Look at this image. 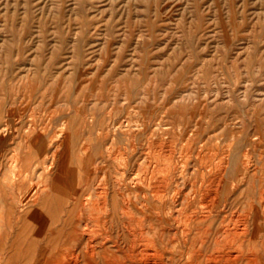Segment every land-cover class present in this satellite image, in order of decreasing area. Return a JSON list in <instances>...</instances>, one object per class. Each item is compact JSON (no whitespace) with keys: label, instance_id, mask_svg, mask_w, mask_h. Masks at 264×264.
<instances>
[{"label":"rangeland","instance_id":"374dc122","mask_svg":"<svg viewBox=\"0 0 264 264\" xmlns=\"http://www.w3.org/2000/svg\"><path fill=\"white\" fill-rule=\"evenodd\" d=\"M263 165L264 0H0V248L114 251L135 231L170 264L217 255ZM226 170L218 211L183 225Z\"/></svg>","mask_w":264,"mask_h":264},{"label":"bare ground","instance_id":"6f19581e","mask_svg":"<svg viewBox=\"0 0 264 264\" xmlns=\"http://www.w3.org/2000/svg\"><path fill=\"white\" fill-rule=\"evenodd\" d=\"M213 91V90H212ZM151 92V91H150ZM244 92V91H243ZM28 96V95H27ZM72 97V96H71ZM111 98V97H110ZM53 101V100H52ZM125 101V100H124ZM94 102V101H93ZM143 102V101H142ZM133 103V102H132ZM225 103V102H224ZM10 107V106H9ZM254 107V106H253ZM37 109V108H36ZM242 111V110H241ZM166 112V111H165ZM52 113V112H51ZM49 118V117H48ZM133 119V118H132ZM134 120V119H133ZM66 121V120H65ZM126 122V121H125ZM178 124V123H177ZM195 124V123H193ZM10 125V124H9ZM13 125V124H12ZM123 125V124H122ZM4 128V127H3ZM4 135V134H3ZM113 137V136H112ZM255 137H257L255 135ZM61 139V138H60ZM191 140V139H190ZM148 141V140H147ZM262 142V141H261ZM51 143V142H50ZM154 143V142H153ZM197 143V142H196ZM161 144V143H160ZM184 144V143H183ZM158 145V144H157ZM166 145V144H165ZM168 145V144H167ZM230 146V145H229ZM55 147V146H54ZM164 149V148H163ZM173 149V147H172ZM144 151V150H143ZM168 151V150H167ZM217 152V151H215ZM247 152V150H246ZM245 152V154H246ZM249 152V150H248ZM247 152V153H248ZM14 153V152H13ZM20 153V152H19ZM114 153V152H113ZM112 153V154H113ZM116 153V152H115ZM139 153V152H138ZM167 153V152H166ZM190 154V152H189ZM217 154V153H216ZM227 154V153H226ZM13 156V155H12ZM121 156V155H120ZM166 156V154H165ZM198 156V155H197ZM214 156V154H213ZM125 157V155H124ZM201 157V156H200ZM199 157V158H200ZM227 157V156H226ZM250 157V156H249ZM114 159V158H112ZM173 159V158H172ZM201 159H203L201 157ZM219 163L222 162L220 161ZM224 159V158H223ZM231 159V158H230ZM234 159V157H233ZM247 159V155H246ZM57 160V159H56ZM117 160V159H116ZM157 160V159H156ZM54 161V160H53ZM114 161V160H112ZM127 161V160H126ZM155 161V160H154ZM200 161V160H199ZM227 161V160H226ZM225 161V163H226ZM232 161V160H231ZM243 161V160H242ZM157 162V161H156ZM205 162V161H204ZM202 160V165H203ZM217 162V161H215ZM245 162V161H244ZM248 162V161H247ZM14 163V161H13ZM115 163V161H114ZM170 163V162H169ZM249 163V162H248ZM166 164V163H165ZM209 164V163H207ZM206 164V165H207ZM214 164V163H213ZM221 164V163H220ZM247 164V163H246ZM245 164V165H246ZM200 165V164H199ZM219 165V164H218ZM227 165V164H226ZM250 166V163L248 164ZM14 166V165H13ZM45 166V165H44ZM153 166V165H151ZM204 166V165H203ZM202 166V167H203ZM216 166V163L215 165ZM229 166V165H228ZM264 166V165H263ZM211 167V166H209ZM220 167V166H219ZM218 167V168H219ZM257 167V166H256ZM208 168V167H207ZM216 168V170L218 169ZM229 168V167H228ZM247 168V167H246ZM260 168V167H259ZM144 169V168H143ZM142 169V170H143ZM157 169V168H156ZM208 168L207 170H210ZM220 169V168H219ZM222 169V168H221ZM220 169V170H221ZM239 169V168H238ZM150 170V169H149ZM232 170V169H231ZM231 170H226L225 173L221 176L220 182L212 181L208 184V187H204V184L201 183L200 186L193 185V189L191 193H194L196 199L201 197V203L204 200H209V209L207 211L206 216H186L183 225L187 227L193 224H200L206 221L213 212H217L218 208L215 206L216 199L218 201V193L224 186L220 183L225 179H229L232 176L234 179V175ZM245 170V169H244ZM249 170V169H248ZM238 171V170H237ZM243 171V170H242ZM247 171V169H246ZM250 171V170H249ZM131 172V171H130ZM211 172V171H210ZM217 172V171H216ZM214 172V173H216ZM219 172V171H218ZM239 173L241 171H238ZM122 173V172H121ZM237 173V174H239ZM244 173V171H243ZM249 173V172H248ZM136 174V173H135ZM261 174V173H260ZM128 175V174H127ZM138 175V174H137ZM203 175V174H202ZM201 175V176H202ZM215 175V174H214ZM248 175V174H247ZM216 176V175H215ZM214 176V177H215ZM243 176V175H242ZM240 176V177H242ZM136 177V176H135ZM239 177V175H238ZM245 177V176H244ZM13 178V177H12ZM259 179V178H258ZM243 181H245L243 179ZM242 181V182H243ZM127 182V181H126ZM179 182V181H178ZM246 182V181H245ZM116 183V182H115ZM118 183V182H117ZM207 183V182H206ZM101 184V183H100ZM156 184V183H155ZM153 184V185H155ZM247 184V183H246ZM102 185V184H101ZM238 185H241L240 179H236L231 183V191L237 192ZM249 185V184H248ZM226 186V185H225ZM264 188V187H263ZM253 189V188H252ZM1 190V189H0ZM184 190V189H183ZM263 190V189H262ZM98 191V190H96ZM163 191V190H162ZM228 191V190H227ZM82 192V191H81ZM159 193V191H157ZM156 192V193H157ZM252 192V191H251ZM99 193V192H98ZM155 193V191H154ZM155 193V194H156ZM174 193V192H173ZM260 193V192H259ZM80 194V193H79ZM100 194V193H99ZM123 194V193H122ZM178 194V193H177ZM181 194V192L179 193ZM185 194V193H184ZM231 194V193H230ZM262 194V193H261ZM260 194V195H261ZM264 194V193H263ZM55 195V194H54ZM101 195V194H100ZM103 195V194H102ZM106 195V194H105ZM185 194L183 200L187 201L188 206L190 203L195 204V199L192 202L190 197L193 195ZM79 196V195H78ZM85 196V195H84ZM157 196V195H156ZM101 197V196H100ZM174 197V196H173ZM230 197V196H229ZM87 198V197H86ZM105 198V197H104ZM103 198V199H104ZM175 198V197H174ZM225 198V197H224ZM234 198V197H233ZM239 198V197H238ZM73 199V198H72ZM83 199V198H82ZM81 199V201H82ZM125 199V198H124ZM180 200V199H179ZM101 201V200H100ZM124 201V200H123ZM122 201V202H123ZM77 204L80 203L76 199ZM177 202V201H176ZM82 203V202H81ZM102 203V202H101ZM105 203V202H104ZM124 203V202H123ZM185 203V204H186ZM84 204V203H83ZM85 205V204H84ZM83 205V207H84ZM96 205V204H95ZM208 205V204H207ZM252 203L249 207V210L245 215L241 218L238 217L237 220H234L232 227H224L221 231V236L217 237L215 242L218 245V248L215 251L217 255H204L201 252H195L190 255V261L183 262L182 264H264V253L263 255H259V252H256L255 247L257 244L255 241L257 240V233L259 228L257 227L259 224L257 223V219L259 215L263 219L264 225V197L260 196L258 204ZM180 206V205H179ZM259 208H258V207ZM95 207V206H94ZM207 207V206H205ZM142 208V207H141ZM187 208V207H186ZM96 209V208H95ZM139 209V208H138ZM152 209V208H151ZM190 209V208H189ZM193 209V208H191ZM261 209V210H260ZM82 210V209H81ZM194 210V209H193ZM183 211V210H182ZM92 213V211H90ZM155 212V211H154ZM157 212V211H156ZM176 212V211H175ZM180 212V211H179ZM94 213V212H93ZM191 213V212H190ZM127 214V213H126ZM130 214V213H129ZM161 214V213H160ZM174 214V213H173ZM254 215V216H253ZM130 216V215H129ZM155 217V216H154ZM172 217V216H171ZM179 217V216H178ZM201 217V218H200ZM253 217V218H251ZM96 219V218H95ZM176 219V218H174ZM252 219L251 224L249 221ZM93 220V219H92ZM177 220V219H176ZM126 221V220H125ZM151 221V219H150ZM230 222L232 220H229ZM113 222V221H112ZM242 222V228L239 227V223ZM177 223V222H176ZM232 223V222H231ZM66 224V223H65ZM83 224V223H82ZM109 224V223H108ZM229 223H227L228 225ZM114 225V224H113ZM127 225V224H126ZM125 225V226H126ZM140 225V224H139ZM148 225V224H147ZM15 226V225H14ZM33 226V225H32ZM241 226V225H240ZM9 227V226H8ZM104 227V226H103ZM140 228V226H139ZM150 228V227H149ZM253 228V229H252ZM127 229V228H126ZM129 229V228H128ZM252 229V230H251ZM119 230V229H118ZM152 230V229H151ZM131 231V230H130ZM190 231V230H189ZM88 232V231H87ZM127 232V231H126ZM132 234L134 239L132 241L131 246L128 245L127 248H119L114 251H110L108 249H97L95 246H87L85 248H72V247H55V248H20L16 251L12 252L7 250L6 248H0V264H170L167 263L164 254L156 249L154 246L146 245H135L137 243L136 233ZM139 232V231H138ZM101 233V232H100ZM119 233V232H118ZM130 233V232H129ZM132 233V231H131ZM174 233V232H173ZM187 233V232H186ZM123 234V233H122ZM251 234V237L249 235ZM86 235V234H85ZM185 235V234H184ZM212 235V234H211ZM81 236V235H80ZM120 236V235H119ZM186 236V235H185ZM187 237V236H186ZM192 237V236H191ZM201 237V236H200ZM205 237V236H204ZM90 238V236H89ZM185 238V237H184ZM140 240V238H139ZM212 241V239H211ZM214 241V240H213ZM261 241V240H260ZM139 242V241H138ZM141 242V241H140ZM185 243V242H184ZM198 243V242H197ZM261 243V242H260ZM130 244V243H129ZM102 245V244H101ZM106 247V246H105ZM126 247V246H124ZM246 249V250H245ZM187 252V250L185 251ZM234 252V253H233ZM261 253V252H260ZM17 255L18 261L16 263H12L9 259ZM111 256V257H109ZM7 259V260H6ZM21 259V260H20ZM23 261V263L21 262ZM182 262V261H181Z\"/></svg>","mask_w":264,"mask_h":264}]
</instances>
